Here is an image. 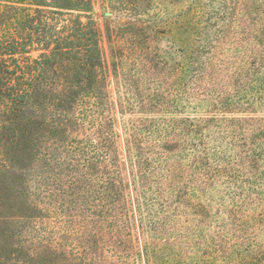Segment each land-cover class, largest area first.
<instances>
[{
  "label": "rangeland",
  "instance_id": "374dc122",
  "mask_svg": "<svg viewBox=\"0 0 264 264\" xmlns=\"http://www.w3.org/2000/svg\"><path fill=\"white\" fill-rule=\"evenodd\" d=\"M88 1L66 13L97 22L122 180L95 264H264V0Z\"/></svg>",
  "mask_w": 264,
  "mask_h": 264
},
{
  "label": "trees",
  "instance_id": "16d2710c",
  "mask_svg": "<svg viewBox=\"0 0 264 264\" xmlns=\"http://www.w3.org/2000/svg\"><path fill=\"white\" fill-rule=\"evenodd\" d=\"M4 1L0 179L17 173L12 147L30 167L16 181L22 210L0 217V264H95L105 223L95 205L122 189L97 22L66 13L88 11V0Z\"/></svg>",
  "mask_w": 264,
  "mask_h": 264
}]
</instances>
